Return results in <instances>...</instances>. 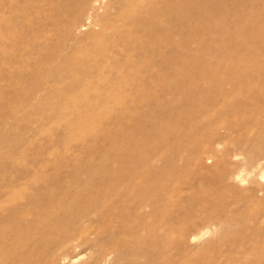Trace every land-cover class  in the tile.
<instances>
[{"label":"rangeland","instance_id":"1","mask_svg":"<svg viewBox=\"0 0 264 264\" xmlns=\"http://www.w3.org/2000/svg\"><path fill=\"white\" fill-rule=\"evenodd\" d=\"M154 29L155 36L148 33ZM161 37L171 40L165 44ZM220 37L222 41H218ZM229 54L238 64L244 61L256 64L250 67L253 70L244 69V72L257 68L256 73L264 74V0H0V186L13 185L18 176L21 177L20 173L40 167L46 171L58 167L56 172L60 175L55 179L60 184L68 180L70 174L83 175L81 170L91 169L93 162L103 163L115 171L121 153L116 151L114 143L121 149L132 148L143 142L150 144L151 138L158 135L169 142L172 138L165 130H152L159 118L167 126L169 114L158 115L159 111L153 106L174 94L171 89L177 64L186 62L188 67L184 65L182 70L187 80L178 81L189 85L192 78L202 72H222V57L225 60ZM193 62L198 65L194 66ZM103 65L114 66V70L116 67L121 73L110 75ZM125 68L126 73L132 70L125 75L127 81L121 75ZM98 74L101 75L98 77ZM102 74L116 77L118 83L127 82L126 87L101 84L104 86L90 90L88 99H80L82 107L75 106L69 95L73 96L78 89L84 91L83 86L99 83ZM134 83L138 89L131 88ZM166 141L164 146L168 144ZM225 167H232L231 161L225 163ZM233 181L238 182V179ZM33 191L36 189L27 188L24 198L1 208L0 215H13ZM183 195L174 203L179 210L167 204L161 215H157L159 226L167 225L166 231L170 230L169 223L175 217L199 215L190 212L191 207ZM111 201L110 212L99 208L98 212L90 211V215H133L129 212L130 205L118 209L114 200ZM163 213L165 216L160 222ZM21 215L32 214L23 210ZM167 215L172 218L170 216L171 220L167 219L170 221L166 223ZM202 228L206 226L198 224L195 229ZM219 232L216 227L214 232L209 229L198 242L190 241L192 244L186 251L202 257L206 254L210 259L216 252L212 248L205 249L206 252L199 248L214 240ZM102 233L92 230L81 237L78 243L82 244V253L73 259L74 264L85 261L96 264L94 254L99 241L94 239ZM166 236L158 239L157 252L167 247L176 251L178 236L171 234L173 241ZM88 238L91 243L84 245ZM165 243L176 246L171 249V245ZM168 251L163 255L169 254V257L161 253L157 256L168 260L179 253V250L175 254ZM170 260L168 264H176L173 260L169 263ZM111 261L112 258L102 264H112ZM122 261L118 258L116 264ZM201 262L196 260L189 264ZM206 263L210 264L209 260H205Z\"/></svg>","mask_w":264,"mask_h":264},{"label":"bare ground","instance_id":"2","mask_svg":"<svg viewBox=\"0 0 264 264\" xmlns=\"http://www.w3.org/2000/svg\"><path fill=\"white\" fill-rule=\"evenodd\" d=\"M148 33L155 36L157 32L154 29ZM160 39L165 44L171 40ZM222 58L221 66L216 63L222 72H202L192 78L193 82L188 80L190 84L185 83L188 86L178 81L187 80L182 70L186 62L177 64L173 72L174 89H171L174 94L153 106L159 111L158 115L169 114L167 126L161 118L152 125L154 132L165 130L172 138H168L169 142L165 140L168 142L166 146L159 135L151 138L150 144L143 142L132 148L121 149L114 143L116 151L121 153L115 171L103 163L93 162L91 169L86 166V170H81L83 175L79 172L74 176L70 174L68 180L60 184L55 179L60 175L56 172L58 167L54 171L40 167L20 173L21 177L18 176L13 185L2 184L0 209L24 198L27 188L36 191L15 210L18 213L0 215L3 216L0 219V264H74L73 259L82 253L79 240L92 230L105 233L97 234L94 239L99 241L94 254L96 264L111 258L112 264H116L118 258L123 260L121 264H168L169 259L176 264L196 260L202 261L201 264H205V260L210 264H264V74L256 73L257 68L244 72V69L255 67L254 62L238 64L230 54L225 60L224 56ZM193 65L198 64L193 62ZM110 66L107 65L110 75H119L120 71ZM126 69L121 74L124 79L128 78L126 74L132 73L129 69L130 72L126 73ZM79 82L78 85L82 81ZM107 83L114 87L124 84L116 82V77L103 76L99 83H85L89 89L82 85L84 91L78 89L69 98L73 97L75 106L82 107L80 99H88L90 90ZM137 83L131 88L135 89ZM123 106L126 107L125 101ZM230 161L232 167L226 168L225 163ZM182 194L191 207L190 212L199 215L188 214L177 219L175 215L174 221L169 223L170 230L166 231L167 225L160 227L157 215H161L167 204L171 209H177L174 203ZM109 200H114L118 209L130 205L129 212L133 215H90V211L96 212L99 208L110 212L113 207ZM23 210H29L32 215H21ZM169 217L166 223L171 220ZM198 224H204L206 228L195 229ZM212 226L220 232L199 249L209 251L212 248L216 252L214 256L210 255L209 259L206 254L202 257L187 252L186 247L198 242L209 229L214 232ZM168 233L178 236L174 252L179 250V253L167 260L169 254L163 257V252L166 253L168 247L162 246L166 249L157 252L156 244ZM88 243H91L90 238L84 241V245ZM174 246L171 245V249ZM158 253L163 256L158 257Z\"/></svg>","mask_w":264,"mask_h":264}]
</instances>
